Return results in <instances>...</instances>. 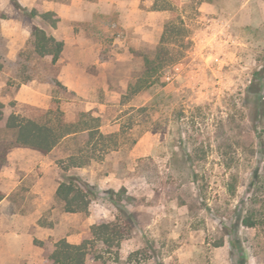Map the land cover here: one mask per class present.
I'll use <instances>...</instances> for the list:
<instances>
[{"label": "rangeland", "instance_id": "obj_1", "mask_svg": "<svg viewBox=\"0 0 264 264\" xmlns=\"http://www.w3.org/2000/svg\"><path fill=\"white\" fill-rule=\"evenodd\" d=\"M35 10L55 12L57 28ZM167 26L185 30L165 43L173 62L128 96ZM37 27L64 41L56 64L36 54ZM257 72L264 0H0V264H54L60 239L92 240L88 264H264ZM53 106L99 119L118 148L87 132L48 154L17 145L8 118ZM78 147L98 160L65 172ZM69 175L98 192L86 213L56 200ZM99 224L112 247L93 236Z\"/></svg>", "mask_w": 264, "mask_h": 264}, {"label": "trees", "instance_id": "obj_2", "mask_svg": "<svg viewBox=\"0 0 264 264\" xmlns=\"http://www.w3.org/2000/svg\"><path fill=\"white\" fill-rule=\"evenodd\" d=\"M31 16L40 18L43 23L50 24L52 28H57L60 22L59 16L52 11L39 13L35 10L32 11ZM184 33L185 30L182 28L175 29L167 26L162 43L156 49L154 58L146 59L140 76L129 85L128 96L137 95L146 89L153 78L160 77L162 71L173 62V57L165 45L166 41L175 35L183 36ZM31 41L36 54L42 58H51L53 64L58 62L65 48L64 41L57 40L40 27L34 29ZM256 81L251 85V90L261 91L264 86V76L261 72L256 73ZM4 109V104L0 102V122L4 120ZM98 120L91 118L89 113H83L77 120L67 121L64 113L53 106L46 111L36 108L31 116L12 114L7 120V128L14 132L17 145L46 154L54 151L66 141H76L77 135L85 132L89 134L90 140H94L98 136L111 141V144L104 149L105 153L115 151L118 148V144L114 141L115 137L113 135L105 136L100 132V124H97L96 127L91 126V122ZM84 148L78 147L75 152L69 155V163L63 165L65 172L70 171L71 168H83L94 160H98L94 152H86ZM97 194L98 192L80 177L69 175L59 185L56 191V200L65 213H86ZM120 208L124 210L122 206ZM247 224L251 227L254 226V223L250 221H247ZM109 231H111V226L108 224H99L92 228V234L98 241L112 247L114 243H112L113 239ZM121 238L118 240V247ZM93 247L92 240L72 244L66 239H60L55 243L50 259L54 264H88Z\"/></svg>", "mask_w": 264, "mask_h": 264}]
</instances>
